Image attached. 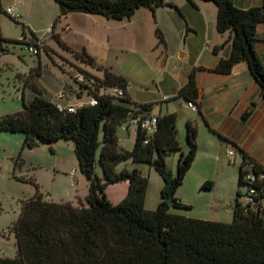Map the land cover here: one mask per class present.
<instances>
[{
    "label": "trees",
    "instance_id": "1",
    "mask_svg": "<svg viewBox=\"0 0 264 264\" xmlns=\"http://www.w3.org/2000/svg\"><path fill=\"white\" fill-rule=\"evenodd\" d=\"M201 1L214 4L216 31L219 34L227 33V41L230 42L229 55L220 59L211 71L227 75L237 63L245 62L264 98V66L255 48L256 27L264 23L262 7L239 9L232 0ZM54 2L59 8L58 22L69 13L120 21L130 19L139 8L151 12L163 6L176 9L167 0ZM53 36L61 46L69 49L60 41L59 35ZM156 38L158 45H165L159 28L156 29ZM0 41L6 39L0 35ZM221 48L222 45L216 46L213 51L216 53ZM72 52L83 65L96 67L94 59L84 49ZM78 85L87 93V97L96 98V105L84 102L72 113H61L56 109L60 99L52 101L44 98L42 90L32 82L29 86L36 94L27 101L22 98V110L0 117V132L23 133L24 145L29 148L38 143L72 141L79 171L89 183L85 204L80 203L79 206L70 202L53 203L39 193L23 201L19 217L12 227L17 246L16 256L0 257V264H264L262 166L240 150L243 162L239 168L238 183L245 187V191L255 189L256 197L251 204L241 203L237 198L230 223L186 218L171 213V207H189L175 198V192L182 185L196 156V122L188 120L185 123L186 152L182 151L177 137L176 113L158 115L154 134L147 136L142 132L135 133L134 148L123 150L116 133L118 125L128 117L133 120L149 115L145 112L150 110L151 105L141 104L133 111L127 105L115 102L114 98L133 104L127 94V80L107 69H104L102 78L81 71ZM115 87L124 91L123 97L107 93L106 89ZM79 94L82 95V91ZM175 99H183L199 110L200 99L194 70L177 91ZM102 125L104 135L101 143ZM100 146L101 152L97 159ZM172 153H179L176 174L165 165L166 156ZM127 160L146 162L161 177V201L156 209H145L148 182L140 171L136 168L117 170L118 164ZM96 162L102 167L105 182L95 172ZM247 163H253L256 177L253 182L244 179ZM122 181L128 182L127 194L121 202L113 205L106 197L105 186ZM201 188L211 189L212 182H204ZM237 196H242L241 192ZM169 199L173 202L171 207L168 205Z\"/></svg>",
    "mask_w": 264,
    "mask_h": 264
},
{
    "label": "rangeland",
    "instance_id": "2",
    "mask_svg": "<svg viewBox=\"0 0 264 264\" xmlns=\"http://www.w3.org/2000/svg\"><path fill=\"white\" fill-rule=\"evenodd\" d=\"M175 2L183 18L169 8L158 9L154 14L139 8L130 19L120 21L69 13L58 22L59 8L54 0H0V35L6 39L0 41V117L22 110V98L27 101L36 94L29 86L32 82L42 90L44 98L56 101L59 93H64L63 102L68 101L77 108L88 99L87 93L78 85L80 72L85 70L102 78L107 69L127 80V94L135 103L114 98L115 102L127 105L133 111L142 103L149 104L151 109L145 112L149 115L165 112L166 107L169 112L178 114L177 137L182 151L186 152L185 119L192 112L186 103L181 105L173 97L164 102V95L173 92L175 81L188 67L190 58L183 54L189 51L193 40L201 37V30L196 35L186 32L185 22L191 28L193 19L204 14L186 0ZM7 9L18 19H12L6 13ZM205 12L208 18L209 12ZM157 28L168 36L167 45H158ZM54 34L59 35L60 41L69 49L61 46ZM36 42L43 44L38 54L34 53V46L29 47ZM83 49L94 59L96 67L85 66L74 57L72 51ZM110 90L106 89L107 93ZM81 91L82 95H77ZM131 120L128 117L116 130L120 147L128 151L134 148L136 140V134L127 129ZM103 135L102 125L101 143ZM24 138L23 133L0 132V257L16 256L12 227L23 201L39 193L53 203L70 202L79 206L85 204L88 194L89 183L79 171L72 141L38 143L29 148L24 145ZM100 152L101 146L97 159ZM178 157L179 153H172L165 158L166 168L173 174L177 172ZM227 164L195 165L187 171L175 198L189 207H171L170 212L186 218L230 223L236 199L245 202V187L239 185L238 175L232 171V168H238L239 158H234L231 153ZM124 168H136L147 179L144 206L146 210L156 209L161 201L163 181L154 167L146 162L127 160L117 166L118 171ZM71 171H74L73 176ZM95 172L105 182L98 162ZM205 172L209 178L203 181ZM206 181L212 182L211 189L201 188ZM104 190L107 199L116 205L125 198L128 182L107 184ZM238 192L242 196L238 197Z\"/></svg>",
    "mask_w": 264,
    "mask_h": 264
},
{
    "label": "crops",
    "instance_id": "3",
    "mask_svg": "<svg viewBox=\"0 0 264 264\" xmlns=\"http://www.w3.org/2000/svg\"><path fill=\"white\" fill-rule=\"evenodd\" d=\"M167 2L176 6L175 0H167ZM188 2L196 11H201L204 15L193 19L191 28L185 22L186 32L190 31L196 35L199 33L198 30H201V37L197 41L193 40L189 51L183 54V57L189 56L190 58L188 67L175 81L173 92L164 95V102H168L170 97L175 99L177 91L187 82L190 72L195 71L196 87L200 99L199 110L193 111L186 101L178 99L179 104L186 103L192 112L187 115L185 123L191 120L197 124L198 149L188 171H191L195 165L225 164L228 166L227 158L232 153L234 158H239L238 168H232V171L234 175H239V168L243 162L240 150L264 168V98L261 96L260 87L250 74L245 62L237 63L227 75L211 71L220 59L229 55L230 42L227 41L229 36L227 33L219 34L216 31V7L213 3L201 0ZM232 2L239 9L264 6V0H232ZM163 8L172 9L180 17H184L181 16L183 14L177 6L176 9L163 6L156 10ZM205 11L209 12L208 18ZM154 12L151 13L154 14ZM162 34L165 45H167L168 36L163 32ZM256 35V52L264 66V23L257 25ZM221 45L222 48L215 53L214 47ZM64 97L62 93H59V103L70 105L68 101L63 102ZM167 113L175 112H169L166 107L165 112L155 116ZM203 176V181L209 178L206 172Z\"/></svg>",
    "mask_w": 264,
    "mask_h": 264
},
{
    "label": "built area",
    "instance_id": "4",
    "mask_svg": "<svg viewBox=\"0 0 264 264\" xmlns=\"http://www.w3.org/2000/svg\"><path fill=\"white\" fill-rule=\"evenodd\" d=\"M6 13L9 16H11L12 18L18 19V16H14L10 9H7ZM51 32L52 31L50 29V33ZM32 46H34L33 51L36 54L39 53V50L43 48V44L40 42H36V45L31 44L29 47L31 48ZM108 94L115 96V97H123L124 91L120 88L115 87V88H112L110 90V93H108ZM86 103L93 106V105L97 104V100L93 96H90V97H88ZM188 106L193 111L196 110V106H194L193 104L189 103ZM56 109L61 113H72L75 111L76 108L72 105H63L61 103H57ZM156 124H157V116L147 115V116L137 117V118L133 119L128 124L127 129L129 131L134 132V133L142 132L145 135L150 136V135L154 134V132L156 130ZM244 168L246 170V174L244 176V179L246 181H249V182L255 181L256 177L253 173V163H247ZM73 174H74V171H71L70 175L73 176ZM263 176L264 175H261L260 177L262 178ZM254 197H256L255 189L249 188L248 191H245L244 198H245L246 203H250V204L254 203Z\"/></svg>",
    "mask_w": 264,
    "mask_h": 264
},
{
    "label": "water",
    "instance_id": "5",
    "mask_svg": "<svg viewBox=\"0 0 264 264\" xmlns=\"http://www.w3.org/2000/svg\"><path fill=\"white\" fill-rule=\"evenodd\" d=\"M262 11L264 12V6L262 7ZM168 205L171 207L173 205V202L171 199L168 200Z\"/></svg>",
    "mask_w": 264,
    "mask_h": 264
}]
</instances>
